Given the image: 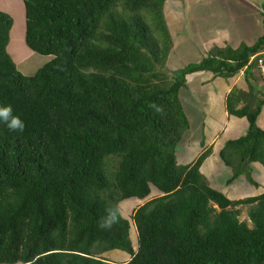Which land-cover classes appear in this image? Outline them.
<instances>
[{
  "label": "trees",
  "instance_id": "1",
  "mask_svg": "<svg viewBox=\"0 0 264 264\" xmlns=\"http://www.w3.org/2000/svg\"><path fill=\"white\" fill-rule=\"evenodd\" d=\"M23 1L27 46L53 57L20 71L7 50L14 18L0 10V107L25 125L0 123V264H264V188L231 193L239 178L259 185L251 166H264V92L249 79L264 34L169 69V0ZM244 68L250 89L234 86L226 105L249 125L219 153L229 194L203 171L211 148L179 160L194 131L180 91L189 74L229 80ZM152 185L162 194L131 217L135 249L120 204L145 199ZM243 205L251 225L239 218ZM116 249L131 258L101 255Z\"/></svg>",
  "mask_w": 264,
  "mask_h": 264
},
{
  "label": "rangeland",
  "instance_id": "2",
  "mask_svg": "<svg viewBox=\"0 0 264 264\" xmlns=\"http://www.w3.org/2000/svg\"><path fill=\"white\" fill-rule=\"evenodd\" d=\"M9 1L12 0H0V4L2 5L3 3H10ZM249 1L251 2L249 6L258 4L262 7L264 3V0ZM242 2L244 3L245 0H169L166 5L168 13L167 20L169 24L171 23V36L174 44L168 55L167 68L176 69L185 67L189 63L199 62L197 60L201 57V55H207L208 48L211 47L212 42L214 44L231 46L240 44V42L243 40L254 42V36L257 33H253L254 30L251 28V26L253 20L258 23V18L257 15L254 18L253 15L251 17L247 16L246 12H244L245 8ZM257 14H260V12ZM16 17V20L14 18V23L16 22L14 34L12 37L11 30L10 45L9 50L8 48L7 50L13 60L17 63L19 70L26 75H31L34 74L42 65L48 62L53 56L42 55L38 53L33 55V52L28 48L25 42L24 15L20 10H17ZM218 33H220L219 38L215 36ZM30 51L32 52L31 55H29ZM15 58H18V60H21V58L24 59L20 62H17ZM190 78L191 81L194 82L187 84L188 86L182 87V90L180 91V96L183 98L185 103L186 113L191 121L192 131L194 130L191 136L188 137L187 140L185 139L186 141L183 140L178 146L179 160L183 163L194 162L204 150L203 148L206 147L210 138V132L212 133V130L215 129V127L213 125L208 126L206 124L200 125L198 121L200 117L199 113L203 111V101L206 102V87H213L214 89L216 85L215 82H217V84L220 86H222L221 83H223L219 79L216 81L211 79L212 77L208 72H198V74L190 75ZM200 83H202L204 86L198 88ZM215 117H218V115ZM226 136L227 132L224 134V137ZM196 150L199 152V154L195 159L189 161L192 158L191 153H195ZM216 157L219 156L217 155ZM216 157L214 159H216ZM116 163L117 160L111 161L110 168L114 169ZM252 167L253 177L259 185L240 180L239 178L236 180L239 181V183H233L231 186V189L233 186L235 189H232L231 191L233 195L235 193L251 194L262 191L264 188V173L259 169L258 166L253 165ZM220 170L221 172L218 173V176L222 180L225 177L224 173L228 172L229 168L222 165ZM217 184V186H219L217 188L225 190L231 194L226 188V182L224 180L222 183ZM154 189L158 190L155 186H152L153 194H151V196H149L147 199H126L120 204L122 214L131 220L130 236L132 235L131 239L135 249L138 247V240L136 228L131 217L139 204H142L149 198L161 195V193L158 192L159 190L154 191ZM241 210L242 212L239 216L240 220H245L249 225H251V221L248 217V205L241 206ZM101 255L112 262H123L122 258L119 259L116 257H120L117 255L116 251L105 252Z\"/></svg>",
  "mask_w": 264,
  "mask_h": 264
},
{
  "label": "crops",
  "instance_id": "3",
  "mask_svg": "<svg viewBox=\"0 0 264 264\" xmlns=\"http://www.w3.org/2000/svg\"><path fill=\"white\" fill-rule=\"evenodd\" d=\"M9 2L10 3H7V4L6 3H3L2 5L0 4V10L6 11V12L10 13L11 15H13L12 17L15 18V20L17 19L16 12H17V10H20L21 13L24 15V18H25L24 32H26V15H25L24 1L23 0H12ZM242 4L244 5V8H245L244 12H246L247 16L251 17L253 15V18H254L257 15V18H258L259 24L255 20H253L252 26H251V28L254 30L253 33H257L254 36V42H249L247 40H243L242 42H240V44L247 43V44L251 45V44L255 43L257 41V39L264 34V25H263L264 10L258 4H254L253 6H249V4H251V2L249 0H245V2L244 3L242 2ZM258 12H260V14H257ZM15 23L13 24L14 27L12 26L13 29H11L12 30V37L14 34ZM10 34H11V32H10ZM215 36L217 38H219L220 33L216 34ZM213 44L214 43L212 42L211 45H213ZM240 44H237L235 46H239ZM9 45H10V42L8 44V47H7L8 50H9ZM29 49L33 52V55L36 54L31 48H29ZM31 51L29 52L30 53L29 55L32 54ZM259 55H260L259 58L264 59V51H262ZM259 55L257 54V56H259ZM257 56H253L251 61H250V62H252L251 64L253 65L251 67V70H252L253 74L255 75V79L254 78L253 79L249 78V79L256 89L262 90L264 92V72L260 70L259 58L257 59V61H255V60L253 61V58L255 59V57L257 58ZM23 59L21 58V60H18V58H17L16 61L20 62ZM201 72H205V71H201ZM208 73L211 75V77H212L211 79H214L215 81L217 79H219L223 82V83H221L222 86L218 85L217 82H215L216 85H215L214 89H213V87H206V89H207L206 90V92H207L206 102L203 101V105H204L203 111H201L199 113L200 117L198 120L200 125L206 124L208 126L213 125L215 127V129L212 130L213 132L212 133L210 132V138L208 140L206 147L203 148L204 150L207 148H211V150H212L211 154L206 158V160L204 162V164L207 165V170H203V171L205 172V174L209 178L210 182L213 183L215 186H217L218 185L217 183H222L221 178L218 176V172H217V169L219 167H222V163H221L219 157H216V156L217 155L219 156L221 149L224 147L225 143L229 139L237 138L240 135L244 134L248 128V125H249L248 119L246 117H238L235 115H230L228 113L227 105H226V98L234 86L235 87H241L244 90H249L250 88H249L248 81L245 78V68L242 69L240 71V73L237 74L236 76L229 78V80H225L219 76H215L211 72H208ZM194 74H198V72L188 75L187 84H191L192 82H194V81H191V78H190V75H194ZM193 77H195V76H193ZM186 86H188V85H186ZM201 86L203 87L204 85H202V83H200L198 88ZM241 105H242V103H240L238 105V107ZM188 109H187V111H188ZM217 115L219 118L215 117ZM257 123H258V126L264 130V105L262 106V109L258 115ZM199 130H201V129H199ZM226 132H227V136L224 137V134ZM222 136H223V138H222ZM201 150H202V148H201ZM191 154H192V158L189 161L195 159L197 157V155L199 154V152H197V150H196L195 153H191ZM215 157H216V159H214ZM188 163H191V162H188ZM253 165L258 166L259 169L262 170V172L264 173V166L260 162H253L252 166ZM263 180H264V178H263ZM132 200H135V198H132ZM136 200H139V199H136ZM114 251H116L117 255L120 256V257H118V256H116V257L119 259L122 258L123 262L128 261L131 258V255L129 253L122 252L121 250H118V249H116Z\"/></svg>",
  "mask_w": 264,
  "mask_h": 264
},
{
  "label": "clouds",
  "instance_id": "4",
  "mask_svg": "<svg viewBox=\"0 0 264 264\" xmlns=\"http://www.w3.org/2000/svg\"><path fill=\"white\" fill-rule=\"evenodd\" d=\"M260 59V58H259ZM263 59V58H262ZM0 123H3L7 129L9 131L12 132H22L24 130V122L18 117V116H14L12 115V108L10 105L7 106H3L0 107ZM208 149V148H207ZM154 186V185H152ZM151 186V187H152ZM156 187V186H155ZM157 188V187H156ZM158 189V188H157ZM159 190V189H158ZM156 189H154V191H158ZM160 192V190L158 191ZM161 193V192H160ZM151 194H153V192L151 191ZM151 194L149 196H151ZM162 194V193H161ZM148 196V197H149ZM148 197H146L145 199H147ZM132 198H136V197H132ZM132 198H129L132 200ZM139 199V198H136ZM151 199V198H149ZM126 200V199H125ZM123 200V201H125ZM139 200H143V199H139ZM122 203V202H121ZM144 203V202H143ZM121 207V205H120ZM122 211V210H121ZM131 222V220H130ZM133 222V221H132ZM136 228V227H135ZM137 232V229H136ZM137 240H138V233H137ZM135 248V247H134ZM138 248V247H137Z\"/></svg>",
  "mask_w": 264,
  "mask_h": 264
},
{
  "label": "built area",
  "instance_id": "5",
  "mask_svg": "<svg viewBox=\"0 0 264 264\" xmlns=\"http://www.w3.org/2000/svg\"><path fill=\"white\" fill-rule=\"evenodd\" d=\"M259 63H260V70L264 72V59L260 58L259 59Z\"/></svg>",
  "mask_w": 264,
  "mask_h": 264
}]
</instances>
